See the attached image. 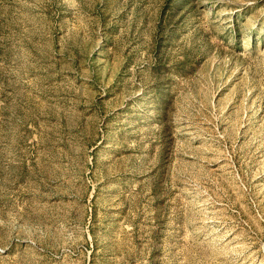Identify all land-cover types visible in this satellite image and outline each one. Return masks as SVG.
Segmentation results:
<instances>
[{"label": "rangeland", "instance_id": "1", "mask_svg": "<svg viewBox=\"0 0 264 264\" xmlns=\"http://www.w3.org/2000/svg\"><path fill=\"white\" fill-rule=\"evenodd\" d=\"M0 264H264V0H0Z\"/></svg>", "mask_w": 264, "mask_h": 264}]
</instances>
